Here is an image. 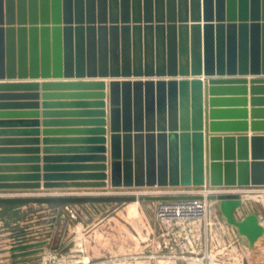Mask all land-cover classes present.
Returning <instances> with one entry per match:
<instances>
[{
    "label": "water",
    "instance_id": "obj_1",
    "mask_svg": "<svg viewBox=\"0 0 264 264\" xmlns=\"http://www.w3.org/2000/svg\"><path fill=\"white\" fill-rule=\"evenodd\" d=\"M40 88L44 108L52 89L75 90L62 94L77 97L68 104L86 126L85 145L62 164L42 166L51 157L40 153ZM18 96L30 101H10ZM0 100L29 108L0 111L20 118L0 126L31 136L0 140L28 145L0 147V205L182 201L204 195L173 191L235 189L206 198L250 247L264 235L257 213L237 217L241 190L264 189V0H0ZM108 150L110 176L103 163L81 164ZM81 169L97 171L71 173ZM147 188L165 193H122ZM81 189L108 193L51 194ZM44 247L46 237L17 234L8 250L15 264H36Z\"/></svg>",
    "mask_w": 264,
    "mask_h": 264
},
{
    "label": "crops",
    "instance_id": "obj_2",
    "mask_svg": "<svg viewBox=\"0 0 264 264\" xmlns=\"http://www.w3.org/2000/svg\"><path fill=\"white\" fill-rule=\"evenodd\" d=\"M44 80H39L43 83ZM23 82V81H22ZM6 92L15 94H29L30 92L19 89V88H9L5 89ZM39 97H37L40 102V106L36 108L39 112L38 119L40 120L41 133L40 138V153L43 156L47 155L51 157L49 162H43L42 166L49 164H62L65 163L63 157L65 155H73L79 152L81 147H83L85 142H83L84 137H87V133L81 131L86 126L82 123H77L83 117L78 114V109L68 103H73L77 97L70 95H63L62 93H73V89H57L54 88L51 92L56 93L49 101L51 103L48 108L43 107V90L40 88L38 91ZM250 97V94L248 95ZM7 101V100H0ZM9 101V100H8ZM10 101H30L29 97L23 96ZM62 103V104H61ZM249 108L251 106L249 105ZM18 110H29V108L17 109L13 107H0V111H18ZM16 116H4L0 117V120H18ZM250 119V118H249ZM46 121V122H45ZM22 128L18 125H7L0 126V130H5L8 132L0 133V140L8 139H18L27 138L31 136H25L22 134H17V132ZM251 136L254 132L251 127L246 132ZM44 137H48L49 143L45 145L43 143ZM28 146L20 144L17 142H0V147H20ZM49 149L50 152L46 154L45 149ZM71 149L70 154H66L67 149ZM106 156L105 160L101 161H90L83 162L81 164L94 165V164H105L107 165L106 170H104L110 176L111 170V152L110 150L104 154ZM80 164V165H81ZM95 169V168H92ZM92 169H81L75 170L71 173H89L95 172L97 170ZM110 181V177L107 178ZM250 190V189H249ZM245 191L246 193L249 191ZM51 192H32L31 194H50ZM108 192H98L97 190H59L54 191L51 194L55 195H102ZM175 193H193V190H180ZM246 198H243V205L237 212V217L242 218L250 212L257 213L261 220L262 216L255 210H250V206L246 203ZM115 203H72V204H54L52 209H49L48 204H27V205H15L6 204L0 205V213L3 212H21L25 217L24 220L18 221L17 223H6L0 218V264H15L14 259L11 257L9 252V247H11L14 238L17 234L24 235L29 241L38 240L45 238L47 232H50V247H44V251L40 254L39 259L36 264H61L64 261L70 260V262L77 261L76 252H84L90 261L95 257H110L112 258L113 264L124 263L126 255H134L133 257L145 258V262H137L138 260L132 261L135 264H144L155 261L156 264H172L167 260L173 259L174 264H178L177 260H181V264L192 263V260L197 258H192L182 255H168L170 248V240L172 237L178 239L179 241H184L183 239H190L191 243L196 241V246L203 249V247H208L216 259L221 258V252L227 251L230 256L228 257L229 263L232 264H264V260H260L257 263H253L248 258V254L253 253L255 247H250L248 241L245 237L240 236L237 229L226 222L225 217L220 211L219 202L213 201L210 210V219L212 221L211 229H203L202 222H196L188 230L177 229L170 230L163 228L161 225L158 227V222L153 212L154 225L149 229L148 243L144 246L141 245L140 234L138 235L132 233V235L127 234L126 237V224L125 221H130L133 219L134 212L132 208H124L123 210L116 209L114 214H110V211L114 209ZM115 210V209H114ZM35 211V212H34ZM49 213V214H48ZM264 225V221L262 220ZM210 231V232H209ZM129 233V232H128ZM131 236V237H130ZM206 239V242L204 241ZM263 237L257 242V246H264ZM131 241V244L128 243ZM128 243V244H127ZM193 244V243H192ZM170 245V247H169ZM189 246V243L184 242L182 247ZM69 247L68 256L63 255L62 249ZM165 250L164 255L158 254V248ZM169 247V248H168ZM247 251H245V249ZM148 249L149 256H142L141 253L147 252ZM184 249V248H183ZM239 250H244V255L241 257H235L231 255ZM168 253V254H166ZM63 257V259H62ZM71 259H69V258ZM130 257V256H129ZM132 257V256H131ZM130 257V258H131ZM212 257V256H210ZM123 259V260H122ZM74 260V261H73ZM88 260V262H89ZM210 261L208 258H203L202 260H197L199 264H208ZM224 261V259H223ZM110 263V262H106ZM105 264V263H102Z\"/></svg>",
    "mask_w": 264,
    "mask_h": 264
},
{
    "label": "rangeland",
    "instance_id": "obj_3",
    "mask_svg": "<svg viewBox=\"0 0 264 264\" xmlns=\"http://www.w3.org/2000/svg\"><path fill=\"white\" fill-rule=\"evenodd\" d=\"M249 190V189H248ZM91 191V190H90ZM98 192H108L106 190H97ZM247 191V190H246ZM177 192V191H175ZM173 191V193H175ZM122 193H126V194H136V195H143V194H158V193H165L164 191H160L159 189H141V190H138V191H125V192H122ZM244 198H246V203H248V205L250 206V210H255L256 212H258L261 216H262V220L264 221V189H250L247 193L243 194ZM53 205L54 204H48V208L49 209H52L53 208ZM132 208L134 212V218L131 219L130 221H125V224H126V237H127V234L129 235H132V233L138 235V233L140 234V239H141V245L144 246L145 244L148 243V237H149V229H150V226L152 227L154 225V221H153V212H155V208H156V203L155 202H149V201H134V202H118V203H115L114 205V209H112V211H110V214H114L116 209H120L123 210L124 208ZM35 212V211H34ZM49 214V213H48ZM155 216H156V213H155ZM24 215L21 213V212H3V213H0V218H2L1 220L5 221L6 223H10V224H13V223H17L18 221H21V220H24ZM157 219V217H156ZM157 222H158V227L161 225L163 228L165 229H170V230H177V229H187L188 228L190 229L191 226L189 225H193L194 223L196 222H192V221H168V222H163V221H160L157 219ZM212 227V221L209 217V224L207 226V230L211 229ZM206 228L205 225H203V229ZM210 232V231H209ZM50 232L48 231L47 234H46V238H48L50 240ZM131 237V236H130ZM263 237V241H264V235L262 236ZM261 237V238H262ZM260 238V239H261ZM259 239V240H260ZM184 241H179L178 239L172 237V239L169 241L170 242V245L172 246L170 248L169 251V254L170 256L172 255H182V256H188V257H192V258H197L195 260H192V263L191 264H199L197 262V260H202L203 261V258H208L210 259V261L208 262V264H232V263H229V259L228 257L230 256L229 252L227 251H222L221 252V255L220 257L224 259H216L213 255H211V251L208 247H203V249H201L200 247H197L196 246V241L192 242L191 243V240L190 239H183ZM258 240V241H259ZM204 241L206 242V239H204ZM257 241V242H258ZM184 242L186 243H189V246H184L182 247V245L184 244ZM257 242L255 244V248L253 249V253L251 254H248V258L250 261H253V263H257L258 261L260 260H264V246H257ZM128 243L131 244V241L128 240ZM127 243V244H128ZM169 245V247H170ZM168 247V248H169ZM184 248V249H183ZM245 251H247L246 248H244ZM165 249L163 247V249L161 248H158V254L159 255H164L165 253ZM147 252L145 253H141V255L143 256H149V253H148V249H146ZM62 253L63 255L65 256H68V253L69 252V247L67 248H63L62 249ZM77 254V261L76 262H70V260L66 261V264H102V263H105V264H113L112 261V258L110 257H95L92 261H90L87 257L85 258L86 254L84 252H76ZM136 255V254H134ZM134 255H126L125 259L123 260L124 263H121V264H135V263H131L130 260L132 261H135V260H138L137 262H145V258H137L138 255L136 257H133ZM231 255L232 256H235V257H239V259L241 260V257L244 255V250H239L237 251L236 253L232 254L231 252ZM131 258H130V257ZM212 256V257H210ZM69 258V257H68ZM63 259V257H62ZM71 259V258H69ZM89 260V262H88ZM74 261V260H73ZM169 263H172L174 264V260L173 259H169L167 260ZM106 262H110V263H106ZM65 262L62 261L61 264H64ZM116 264V263H114Z\"/></svg>",
    "mask_w": 264,
    "mask_h": 264
},
{
    "label": "built area",
    "instance_id": "obj_4",
    "mask_svg": "<svg viewBox=\"0 0 264 264\" xmlns=\"http://www.w3.org/2000/svg\"><path fill=\"white\" fill-rule=\"evenodd\" d=\"M235 189H200L193 190V193L204 195V199L182 200V201H158L156 203L155 213L158 220L163 222L168 221H192L202 222L208 226L211 204L213 201L206 197L210 194L235 192ZM244 191V192H243ZM246 190H241L242 195ZM244 198V196H243Z\"/></svg>",
    "mask_w": 264,
    "mask_h": 264
},
{
    "label": "bare ground",
    "instance_id": "obj_5",
    "mask_svg": "<svg viewBox=\"0 0 264 264\" xmlns=\"http://www.w3.org/2000/svg\"><path fill=\"white\" fill-rule=\"evenodd\" d=\"M194 190V189H193ZM162 192V191H161ZM244 192V191H243Z\"/></svg>",
    "mask_w": 264,
    "mask_h": 264
}]
</instances>
